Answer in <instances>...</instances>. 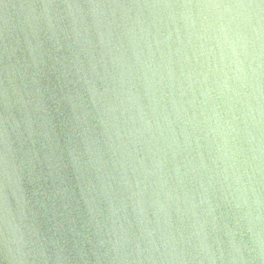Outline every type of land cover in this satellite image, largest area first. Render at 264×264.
I'll return each mask as SVG.
<instances>
[{"label": "water", "instance_id": "95a60500", "mask_svg": "<svg viewBox=\"0 0 264 264\" xmlns=\"http://www.w3.org/2000/svg\"><path fill=\"white\" fill-rule=\"evenodd\" d=\"M39 2L0 5V118L28 161L13 206L68 264H95L101 239L130 260L261 264L264 10L68 0L49 23L22 7Z\"/></svg>", "mask_w": 264, "mask_h": 264}, {"label": "clouds", "instance_id": "9594fccd", "mask_svg": "<svg viewBox=\"0 0 264 264\" xmlns=\"http://www.w3.org/2000/svg\"><path fill=\"white\" fill-rule=\"evenodd\" d=\"M0 5L7 8L3 0H0ZM62 6L79 8L80 4L69 3L68 0H62V2L40 0L38 4L28 3L22 7L31 10L36 19L43 16L50 23L52 11ZM91 6L95 8L100 5ZM205 6L264 10V0H238L235 4ZM37 9H41L42 12L36 14ZM256 30L259 31L258 28ZM5 48H8L7 43ZM30 51H32L31 47ZM33 59L35 60V56ZM6 72L11 78L13 69H6ZM0 96L3 97L5 105L10 108L7 87L0 88ZM27 164L28 161L24 154L22 158L18 157L17 148L10 138L8 117L0 118V251L8 264H68L69 256L63 247L53 241H46L35 225L27 222L26 213L17 206L18 200L15 201V207L13 206V197L16 196L22 172ZM257 203L259 204V200ZM137 247L139 248V245ZM93 254L95 264H188V261L180 254L161 256L159 260L152 255L145 257L137 254L134 259L130 260L127 254H122L119 246L115 243L109 246L108 242L103 239L97 242ZM241 264H243V259ZM261 264H264V254L261 255Z\"/></svg>", "mask_w": 264, "mask_h": 264}]
</instances>
